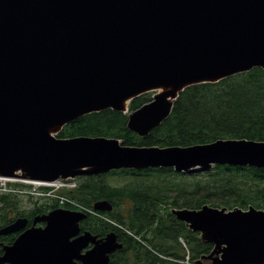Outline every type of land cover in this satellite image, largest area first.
<instances>
[{"label": "water", "instance_id": "95a60500", "mask_svg": "<svg viewBox=\"0 0 264 264\" xmlns=\"http://www.w3.org/2000/svg\"><path fill=\"white\" fill-rule=\"evenodd\" d=\"M264 69V0H0V177L55 181L122 168H264V140L127 145L116 137H58L78 118L112 109L147 136L186 88ZM150 91L152 100L129 111ZM111 211L108 201L94 204ZM212 251L204 264H264V209L174 208ZM87 213L55 208L5 247L0 264H110L115 231H82ZM45 221V226L37 227ZM18 217L0 228L26 227ZM91 245V246H90Z\"/></svg>", "mask_w": 264, "mask_h": 264}, {"label": "trees", "instance_id": "16d2710c", "mask_svg": "<svg viewBox=\"0 0 264 264\" xmlns=\"http://www.w3.org/2000/svg\"><path fill=\"white\" fill-rule=\"evenodd\" d=\"M152 100L150 93L133 99L129 111ZM108 136L137 146H189L218 139L264 140V69L253 68L215 83L190 86L180 93L169 117L147 136L128 128V114L112 109L84 115L67 124L58 137ZM128 181L114 185L107 176ZM69 195L88 208L108 201L111 211L88 213L82 231L105 237L115 231L123 248L110 264H193L208 255L213 244L202 239L173 213L174 208L204 204L233 209L251 205L264 209V168L216 164L210 170L178 172L173 167L122 168L78 177ZM77 209L57 201L36 203L41 214L54 208ZM20 199L0 194V227L26 215ZM116 222L118 225L112 223ZM15 236L6 238L11 244ZM2 240V238H0ZM205 264L210 261L203 259Z\"/></svg>", "mask_w": 264, "mask_h": 264}, {"label": "built area", "instance_id": "2783aa9c", "mask_svg": "<svg viewBox=\"0 0 264 264\" xmlns=\"http://www.w3.org/2000/svg\"><path fill=\"white\" fill-rule=\"evenodd\" d=\"M75 187H77L75 179H58L47 182L0 177V194L31 198L39 202L56 200L59 204H70L78 209L96 214L94 210L84 207L66 193L67 190Z\"/></svg>", "mask_w": 264, "mask_h": 264}, {"label": "flooded vegetation", "instance_id": "af4514ba", "mask_svg": "<svg viewBox=\"0 0 264 264\" xmlns=\"http://www.w3.org/2000/svg\"><path fill=\"white\" fill-rule=\"evenodd\" d=\"M44 214H47V213H44ZM44 214H41L38 211H35L33 209H29V212L26 215L22 216V217L28 218V223H27L26 227L22 228L20 231H17V232H13V233H9V234H0V238H2V240H0V257L5 253V247L9 246V245H12V244H7L6 243L5 240H6L7 237H10V236L11 237L12 236L17 237L18 235H20L25 230H27V229L31 228L32 226H34L36 218L39 217L40 215H44ZM12 222H10V223H12ZM45 224H46V222L42 221V222H38L36 224V226L37 227L45 226ZM5 264H10V263H5Z\"/></svg>", "mask_w": 264, "mask_h": 264}, {"label": "rangeland", "instance_id": "374dc122", "mask_svg": "<svg viewBox=\"0 0 264 264\" xmlns=\"http://www.w3.org/2000/svg\"><path fill=\"white\" fill-rule=\"evenodd\" d=\"M152 95V98L153 96L157 93V91H150L148 92ZM106 180L114 185H120V184H123L125 182L128 181L127 178H123L121 176H107L106 177ZM79 182V180H77ZM20 199V198H18ZM20 205L23 209H30V208H33V202L29 199H20Z\"/></svg>", "mask_w": 264, "mask_h": 264}]
</instances>
